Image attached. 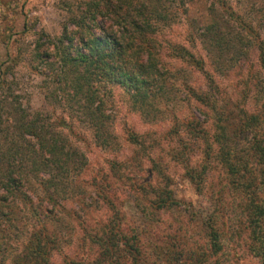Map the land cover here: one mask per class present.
Returning a JSON list of instances; mask_svg holds the SVG:
<instances>
[{"label": "trees", "instance_id": "1", "mask_svg": "<svg viewBox=\"0 0 264 264\" xmlns=\"http://www.w3.org/2000/svg\"><path fill=\"white\" fill-rule=\"evenodd\" d=\"M192 1L83 0V7H77L75 13L70 11L71 24L77 31L62 28V34L56 41V56L62 70L72 72L69 78L71 93L80 96L81 108L97 127L99 140L104 146L111 141L108 134L103 137L102 131L106 120L101 109L104 88H120L135 110L147 117L148 107L154 98L166 95L167 91L173 92V85H167L169 81L163 74L166 72L165 58L180 61L205 75L204 90L184 89L187 100L204 109L205 117L207 115L211 119L209 147L204 152L200 171L196 172L185 164L184 175L197 186L205 178L207 164L214 163L223 175L220 191L233 197L240 216L238 226L235 224L231 230L224 220L211 213H206L205 220H196L200 231L204 232L206 264H220L218 255L223 235L240 230L244 234L245 252L257 264H264V8L251 10V7H264V0H207L212 21L206 23V27H196L192 31L185 29L179 43H164L160 38L162 32L169 29L170 23L177 18H185V7ZM197 28L202 32L197 33ZM203 36L205 38L200 39ZM42 37L40 34L37 39V48L41 47ZM203 41L206 42V73L203 71L204 59L195 51L196 44ZM163 50L166 54L162 53ZM45 51L43 55L37 54L36 58L47 57ZM250 53L254 54L253 60L248 59ZM238 72L239 81L233 88V95L235 101H241L239 106L222 97L223 92L215 79ZM3 84L4 79L0 77V88ZM213 94L219 96L217 102ZM161 109L169 113L166 108ZM190 121L195 123L193 129L197 131L196 120L191 118ZM18 128V139L32 154L27 173L33 177L32 181L37 183L35 189L43 196L36 204V213L31 199L20 187L23 171H13L10 163L5 164L4 175L0 179V206L7 209V195H14L16 198L12 205L25 207L34 217L33 227L11 264H49V255L57 240L52 230H46L44 220L52 213L51 208L56 206L62 210L58 204V192L50 188L61 178H71L70 168H77L75 175L79 174L85 161L77 150L63 145L66 138H61L56 132H47L37 114L22 113ZM126 134L130 145L143 146L139 136L132 132ZM153 144L151 152L155 155L147 159L149 174L146 175L151 178L130 191L145 200L144 209L150 214L165 215L178 210L180 205L174 199L167 166L162 165L159 155H156L160 145ZM176 151L173 147L168 151L172 160L177 158ZM180 154L185 156L181 150ZM135 156L132 151L129 156L114 157L109 161L107 171H115L120 164L131 165ZM18 162L22 164L21 158ZM130 172L133 173L132 170ZM92 190L101 199L100 209L108 215H104L100 225L91 229L81 225L73 251L55 249L60 255V264L203 263L202 255L197 251L192 254L186 248L187 241L183 235H178L179 226L172 228L169 225L170 232L162 236L156 226L151 227L153 220L147 213H142L143 225L126 226L124 214L119 213L110 201L109 195L114 194L113 190L100 186H94ZM157 222L160 225L162 221Z\"/></svg>", "mask_w": 264, "mask_h": 264}, {"label": "rangeland", "instance_id": "2", "mask_svg": "<svg viewBox=\"0 0 264 264\" xmlns=\"http://www.w3.org/2000/svg\"><path fill=\"white\" fill-rule=\"evenodd\" d=\"M82 1L0 0V77L4 79L3 87L0 88V179L3 178L5 164L8 162L13 171H23L20 187L31 199L32 207L35 208L42 200V193L35 189L37 183L27 173L32 154L24 149L25 143L20 142L17 136L22 113L30 116L37 114L47 132H56L61 138H66L63 145L77 150L85 161L79 174L75 175L77 168H70L71 178H61L50 188L58 192L60 200L57 198L56 201L62 210L59 211L56 206L51 208L52 213L44 220L46 230H52L57 240L49 255V264H60V255L55 249L69 252L74 250L81 225L91 229L100 225L104 215H108L104 209H100L102 202L93 193L94 186L113 190L114 194L109 195L110 201L115 204L119 213L124 214L123 223L126 226L134 228L143 225L142 213H147L152 218L151 227L156 226L162 236L170 232L169 225L172 228L179 226L177 234L183 235L184 241H187L186 248L192 254L197 251L198 255H202L201 262L206 264V252L203 251L204 232L200 231L196 220H205L206 213H211L224 220L229 230L235 224L238 226L240 220L236 201H233L228 192L220 191L224 181L218 166L214 163L207 164L205 178L197 186L190 183L184 175L185 164L196 172L200 171L204 152L209 147L212 125L211 119L207 115L205 117L204 109L201 110L195 103L187 100L184 87H191L194 91L204 90L206 77L180 61L165 58L166 72L163 74L169 81L167 85H173V92L167 91L164 96H156L150 102L147 117L135 110L120 88H104L101 109L106 120L102 131L103 137L108 134L111 138L108 146H104L99 140L97 127L81 108L80 96L71 93L72 83L69 78L72 77V72L63 71L56 56V41L62 34V28L65 27L71 32L77 31L71 24L73 18L70 11L75 13L77 7H83ZM207 6V0H193L191 5L185 7L186 20L177 18L170 23V28L162 32V41L166 44L179 43L185 29L192 31L196 27H206V23L212 21L210 7ZM263 8L251 7V10ZM196 32L202 31L199 29ZM40 34H43L39 44L41 47L37 48ZM95 34L98 32L95 31ZM203 38L205 36L200 37ZM205 44L204 41L197 43L195 51L204 59L203 71L206 73ZM45 49L47 57L41 60L36 58L37 54L43 55ZM162 53L166 54L164 50ZM253 56L250 53L248 59L253 60ZM238 74L239 72L230 73L215 79L216 85L224 94L222 97L228 103L239 106L241 101H235L233 95V88L239 81ZM213 97L215 101L219 99L218 95L213 94ZM161 108H166L169 113ZM191 118L196 120L197 127L201 130L193 129L196 125L190 121ZM127 132L139 136L143 146L140 148L130 145L127 142ZM153 143L160 145L161 149L156 155H159L162 165L167 166L170 187L175 201L180 205L178 210L165 215L150 214L144 209L145 200L136 197L133 190L130 191L151 178L146 175L149 174L147 159L155 155L151 152ZM171 147L177 150V158L173 160L168 153ZM180 150L185 156H181ZM132 151L136 156L131 165L120 164V168L115 171H107L110 160L129 156ZM20 158L21 165L18 162ZM186 158H189L188 163ZM30 190L35 193H30ZM15 198L14 195H7L6 202L9 207L3 210L0 206V264H11L33 227V214L19 204L12 205ZM34 211L37 213L36 208ZM157 221L162 222L159 225ZM221 245L218 255L220 264H257L245 252L242 230L223 235Z\"/></svg>", "mask_w": 264, "mask_h": 264}]
</instances>
